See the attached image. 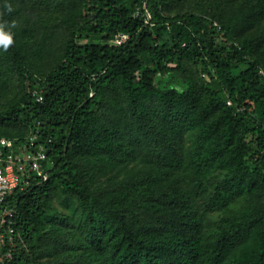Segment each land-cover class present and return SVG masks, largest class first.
<instances>
[{
	"label": "trees",
	"instance_id": "16d2710c",
	"mask_svg": "<svg viewBox=\"0 0 264 264\" xmlns=\"http://www.w3.org/2000/svg\"><path fill=\"white\" fill-rule=\"evenodd\" d=\"M5 2L0 137L53 163L0 264H264V0Z\"/></svg>",
	"mask_w": 264,
	"mask_h": 264
},
{
	"label": "built area",
	"instance_id": "2783aa9c",
	"mask_svg": "<svg viewBox=\"0 0 264 264\" xmlns=\"http://www.w3.org/2000/svg\"><path fill=\"white\" fill-rule=\"evenodd\" d=\"M127 37L125 33H118L112 42L121 44ZM32 95L37 101L43 98L37 88L32 90ZM51 141L41 133L38 121L23 139L0 137V251L6 248V257L11 256L15 244V208L8 197L11 193L27 191L48 178L53 163L48 154Z\"/></svg>",
	"mask_w": 264,
	"mask_h": 264
},
{
	"label": "clouds",
	"instance_id": "9594fccd",
	"mask_svg": "<svg viewBox=\"0 0 264 264\" xmlns=\"http://www.w3.org/2000/svg\"><path fill=\"white\" fill-rule=\"evenodd\" d=\"M3 11H0V49L5 52L14 44L12 29L17 27L15 21L4 20L5 14H10L14 9L10 3L5 2L2 5Z\"/></svg>",
	"mask_w": 264,
	"mask_h": 264
},
{
	"label": "rangeland",
	"instance_id": "374dc122",
	"mask_svg": "<svg viewBox=\"0 0 264 264\" xmlns=\"http://www.w3.org/2000/svg\"><path fill=\"white\" fill-rule=\"evenodd\" d=\"M238 205H239V204H238ZM214 219H215V218H214V217H212V218H210V219H209V221H210V222H213V221H214ZM206 224H207V221H206Z\"/></svg>",
	"mask_w": 264,
	"mask_h": 264
}]
</instances>
